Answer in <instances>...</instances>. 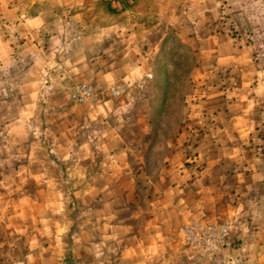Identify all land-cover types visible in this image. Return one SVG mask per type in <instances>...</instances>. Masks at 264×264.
Returning a JSON list of instances; mask_svg holds the SVG:
<instances>
[{
	"label": "rangeland",
	"instance_id": "374dc122",
	"mask_svg": "<svg viewBox=\"0 0 264 264\" xmlns=\"http://www.w3.org/2000/svg\"><path fill=\"white\" fill-rule=\"evenodd\" d=\"M14 4L24 7L26 0H0V8ZM142 4V13H133ZM29 5L33 12L39 4ZM105 6L127 10L123 19L130 24H160L151 75L138 96L149 106L144 114L151 141L129 159L134 185L126 200L141 211L137 217L114 216L104 226L90 223L89 197L80 198L79 187L94 177L95 162L59 158L45 132L64 113L76 116L77 136L94 133L97 124L80 122L91 114L85 106H113L122 96L101 76L89 80L87 65L111 52L84 43L87 60L73 62L84 48L72 39L80 31L62 40L52 27L33 32L32 149L18 152V166L27 171L17 175L11 195L0 183V264H264V0H98L64 6L49 19L68 22L76 8ZM96 15L83 21H108ZM79 84L91 86L89 100L74 98ZM124 95L131 96L122 98L126 104L137 101ZM73 106L78 109L71 111ZM214 122L223 125L206 142ZM218 151L216 161L225 169L207 179L202 157ZM154 205L161 212L155 232L145 213ZM191 223L209 232L186 238ZM141 231L145 238H136ZM137 245L143 255L127 253L129 247L140 250Z\"/></svg>",
	"mask_w": 264,
	"mask_h": 264
},
{
	"label": "crops",
	"instance_id": "0c3cea01",
	"mask_svg": "<svg viewBox=\"0 0 264 264\" xmlns=\"http://www.w3.org/2000/svg\"><path fill=\"white\" fill-rule=\"evenodd\" d=\"M97 1L26 0L24 7L14 4L11 7L0 8V176H3L0 183L2 182L4 187H7L10 195L11 190L16 188L17 175L22 171L25 173L27 171L23 165L18 166L17 160L21 157L18 152H21V149L30 152L32 149L31 128L34 110L31 84L32 66L30 64H32L33 32L48 31L52 27L57 30L55 36L62 40L68 36V32L80 31L81 33L74 35L72 39L84 48L80 49L79 54L72 60L73 62L81 61L83 56L87 60L86 46L89 45L100 47L105 52H111L101 54L100 59L95 60L92 67L87 65L91 72L89 80L103 77L106 81L104 83L110 84L113 91L122 96L121 102L116 99L117 103L113 106H85L91 108V110L88 108L91 114L88 113L82 120L80 119V122L97 124L92 134L81 133L82 135L77 136L76 116H68L64 113L56 116L54 122L51 120V124L45 129L47 135H51V142L59 158L73 160L92 158L94 160L95 169L91 171L94 177L80 185L82 194L79 197L83 198L84 195L89 197V222L95 227L98 224L104 226L107 221L115 220L114 216L119 214L137 217L141 211L137 204L129 206L126 200V196L129 195L127 191L129 192L134 185L132 179L134 169L130 168L129 159L139 157L141 150L151 141L150 129L144 114L149 106L141 104L138 96L140 97L144 88L145 77L147 74L151 75L147 71L151 67L155 51L160 44L159 34L156 33L160 31V24L152 23L147 26L140 22L130 24L123 19L124 15L129 13L127 10L116 8L117 11H113L106 6L104 8L90 7L87 10L76 8L71 13L72 17L68 22L66 19H49L54 10L58 12L64 6L76 5L82 8L85 4H93ZM49 2L52 4L55 2L56 8L46 9L45 5ZM33 3L39 5L32 12L30 8L32 5L29 4ZM142 7H144L143 4L132 12L142 13L144 10ZM161 12H166V10ZM96 14L104 15L108 21L103 25L89 21L86 25V21L83 20L87 16ZM118 19L121 21L118 22ZM85 26H88V30L82 32L81 29ZM211 37L204 39V43H211L215 36ZM41 62L42 59L39 63ZM98 62L105 65L101 68L97 67ZM109 78L110 83L107 82ZM125 93L136 96L137 101L133 102L134 104L132 101L126 104V101H122V98L127 97ZM77 109V106H73L71 111ZM221 125L217 122L212 124L211 128L216 129H213L212 133H206V142L215 137L214 133L216 131L217 134L221 130ZM52 128L57 129L55 133L50 131ZM219 152H211V154L206 152L202 157L206 159L207 165L201 172L206 173L207 179L213 171L225 169L223 164L216 161V158H219ZM43 192L45 190L41 188V193ZM117 192H120V195L116 196ZM41 199L45 201L43 197ZM155 202L153 199L149 203L155 204ZM232 205L233 208L237 206L234 203H226L227 207ZM150 208V210H145L147 223H152L153 232L159 231L158 220L161 212L157 209L158 205ZM121 228L124 229V226H120ZM124 232L127 233L128 238L134 236L128 230ZM136 238H145L144 231L136 233ZM137 249L140 250L136 251L129 247L127 253L144 254L140 245H137Z\"/></svg>",
	"mask_w": 264,
	"mask_h": 264
},
{
	"label": "built area",
	"instance_id": "2783aa9c",
	"mask_svg": "<svg viewBox=\"0 0 264 264\" xmlns=\"http://www.w3.org/2000/svg\"><path fill=\"white\" fill-rule=\"evenodd\" d=\"M92 97V88L89 85L79 84L74 88V98L77 100L86 101ZM209 232L208 229L204 230L198 223H191L185 226L184 236L190 239H202V234Z\"/></svg>",
	"mask_w": 264,
	"mask_h": 264
}]
</instances>
